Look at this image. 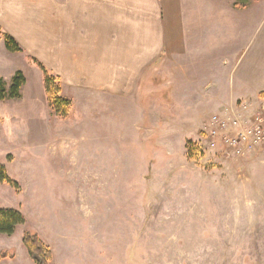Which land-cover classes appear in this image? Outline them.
I'll list each match as a JSON object with an SVG mask.
<instances>
[{
  "label": "rangeland",
  "instance_id": "obj_1",
  "mask_svg": "<svg viewBox=\"0 0 264 264\" xmlns=\"http://www.w3.org/2000/svg\"><path fill=\"white\" fill-rule=\"evenodd\" d=\"M14 1H22L30 28L18 32L13 65L14 54L0 57L7 89L16 71L26 79L19 98L0 100V164L15 183L0 181V208L18 210L24 221L0 234V264H35L22 243L26 231L49 248L48 264H264V163L237 170L234 157L218 151L222 144L207 146L206 134L213 116L241 121L258 113L264 126V106L241 103L249 90L240 72L248 62L264 72V49L244 53L231 81L236 53L210 54L208 70L173 67L170 54H158L129 93L113 99L78 84L86 37L70 28L77 19L66 6ZM2 7L5 23H16ZM35 61L63 74L61 93L71 102L63 118L48 108ZM210 77L223 86L222 98L234 92L239 104L205 91ZM235 128L227 131L235 136Z\"/></svg>",
  "mask_w": 264,
  "mask_h": 264
},
{
  "label": "crops",
  "instance_id": "obj_2",
  "mask_svg": "<svg viewBox=\"0 0 264 264\" xmlns=\"http://www.w3.org/2000/svg\"><path fill=\"white\" fill-rule=\"evenodd\" d=\"M39 1L45 6V0ZM21 2L0 0V14L5 5L10 8L11 16H16L13 25L5 23L0 16V26L19 45L23 40L20 34L28 35L30 28L26 25L28 19L19 11ZM53 3L66 6L70 20L77 19L70 22V28H81L80 35L86 37V45H80L85 47L86 55L79 59V70L85 78L78 84L89 85L113 99L129 93V85L134 84L148 64H157L158 54H170L168 62L173 67L188 70L197 63V68L205 66L208 70L206 65L212 62L210 54L236 53L228 73L231 81L243 62L244 53H260L264 49V0H53ZM57 17H61V12L55 13L56 23ZM31 27L34 30V26ZM21 29L24 32H20ZM193 54L206 57L201 56L198 62L191 64L189 59ZM3 55H13L10 60L13 65L20 52L8 51L0 35V57ZM174 57H180L181 63L176 64ZM149 58H152L151 63ZM255 66L250 69L248 62L240 71L247 74L249 90L248 97L241 103L264 106V80L260 76L264 73L263 67ZM54 71L63 84L62 72ZM65 72L68 73L66 68ZM219 85L217 79L210 77L205 81L204 86L208 88L204 90L217 93L219 101L223 99L228 105L239 104L240 98L234 92H228V97L223 93L225 98H222L223 86L218 88ZM233 157L229 164L238 165L237 170L246 165L249 170L253 164L264 163V144L243 156Z\"/></svg>",
  "mask_w": 264,
  "mask_h": 264
},
{
  "label": "trees",
  "instance_id": "obj_3",
  "mask_svg": "<svg viewBox=\"0 0 264 264\" xmlns=\"http://www.w3.org/2000/svg\"><path fill=\"white\" fill-rule=\"evenodd\" d=\"M5 48L10 52H20L21 47L16 40L8 33L1 31ZM36 65L42 73L43 89L48 108L55 116L63 118L71 109V102L61 93L62 87L59 76L48 70L43 64L36 62ZM26 79L21 71H16L11 77L9 88H6V83L0 77V100L16 99L20 97L21 88L25 85ZM0 181L6 182L8 185H15L10 180L4 171V167L0 164ZM24 218L22 214L12 208H0V234L10 236L14 233L15 228L22 224ZM22 243L26 248L30 258L35 264H48L51 259V252L45 244H43L35 233L24 232Z\"/></svg>",
  "mask_w": 264,
  "mask_h": 264
},
{
  "label": "built area",
  "instance_id": "obj_4",
  "mask_svg": "<svg viewBox=\"0 0 264 264\" xmlns=\"http://www.w3.org/2000/svg\"><path fill=\"white\" fill-rule=\"evenodd\" d=\"M232 125L237 130L235 136L227 131ZM206 134L210 147L220 143L226 152L243 155L255 146L264 144L263 118L258 113L241 118V121L238 118L228 121L226 118L213 116L209 120Z\"/></svg>",
  "mask_w": 264,
  "mask_h": 264
}]
</instances>
